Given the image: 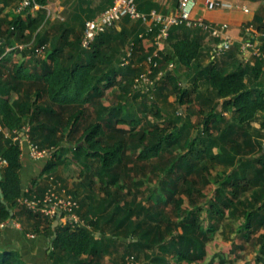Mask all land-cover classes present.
I'll return each mask as SVG.
<instances>
[{"label": "trees", "instance_id": "16d2710c", "mask_svg": "<svg viewBox=\"0 0 264 264\" xmlns=\"http://www.w3.org/2000/svg\"><path fill=\"white\" fill-rule=\"evenodd\" d=\"M36 1L42 7L38 15L33 16L30 12L25 18L24 15H18V18L8 24L6 31L3 30L6 21L1 18L0 8V120L9 130L22 132L24 128H30V141L39 149H48L52 154L46 172L57 166L62 155L68 153L67 155L91 177L96 178L90 180L88 186L92 188L96 184L95 181H98L106 196L112 198L108 199V203H100L97 210H91L92 214L89 216L96 220L85 217L94 231L100 233V239L94 231L82 226H58L53 229L51 220L36 216L26 209L22 210L28 211L35 220L36 232L39 233L41 226H44L43 229L49 236L57 235L52 241L53 249L49 254L52 264H101L103 258L115 249L111 247L118 240L127 245V254L132 257L138 251L154 250L155 255L151 260L153 264H171L167 257L169 255L180 261L200 259L206 254L209 235L216 231V224L211 221L217 220L218 223L227 213L234 219L243 216L239 234L245 241L250 240L254 229H264V204H258L264 200V195L256 192L253 196L254 202L248 198L243 201L242 197L249 191L264 188V145L262 140H254L248 131L257 116L264 114V86H261L264 79L263 61L254 59L246 62L238 49L234 48L222 54V64H217L219 60L212 58V50L207 51L203 45L206 35L202 30L189 29L186 26L173 28L168 40L172 51L165 50L161 53V58L156 60L159 68L152 67L157 74L150 77L156 79L159 71L164 72V76L156 81L154 89L148 91L160 92L163 86L171 85L177 107L168 119L158 107L154 108V116L163 120L165 127L152 122L145 124L132 100L117 106H105L101 102L107 91L119 85H122V91L127 97L134 93L133 91H138L134 94V99L141 96L139 92H144L136 88L133 77L135 70L131 69L130 65H123L126 51L133 42L136 47L131 62L135 59L139 62L147 60L154 52V48L149 53L143 51L140 37L145 32L143 25L140 33L134 37L126 28L120 31L111 28L102 34L89 50L83 49L79 40H71L72 31L64 29L61 30L60 38L52 42L45 60L36 58L35 48L30 50L34 56L32 68L35 73L30 72L27 62L14 64L13 68L7 69L9 60L3 58L7 33L11 38L17 35L18 31L24 35V29H29L30 33L25 36L26 43H30L35 35L38 45L36 48L48 44V37L39 32L40 26L46 20L43 7L47 5V0ZM136 2L138 9L143 13H150L155 7L153 4H146V0ZM199 2L204 3L205 0H198V5ZM124 20L127 23L130 21L129 18ZM255 20L260 21L258 18ZM255 27L264 31L262 26ZM217 43L218 40L215 45ZM125 47V52L121 53V48ZM67 49L70 50L68 56L65 53ZM206 57L211 60L207 65L204 64ZM171 63L186 71L184 78L170 69ZM119 76L121 81L118 80ZM187 106L197 108V114L202 115L205 125L202 133L194 139H191V132L195 125L183 108ZM86 117L95 118L96 121L88 124L79 134L81 123ZM106 129L115 134L113 143L106 141ZM260 129L264 130V122ZM65 130H68L67 134L63 133ZM256 132L260 133L259 129ZM241 134L246 138L243 144L248 149L246 155L260 151V156L238 162L239 157L244 154L236 139ZM77 135V141L80 143L75 146L71 139ZM126 137H129L135 149L139 150L138 159L141 162L154 160L166 150L173 151L181 141L186 140L191 148L190 154L199 151L194 163L188 160L187 155H180L167 170L169 175L184 170V174L178 178L191 204L194 203L192 198L196 192L202 195L203 191L197 190L188 177L198 165L196 163L210 157L217 166L234 167L233 172L223 174L218 179L217 195L211 201L208 211L211 214L207 219L211 222L209 225L193 216V210L182 216V209L186 204L184 198H171L169 201L166 199L167 203L173 202L178 211L176 226L181 228L182 232L175 231L171 226L163 230L157 222L156 213L150 210L152 205L147 206V202L138 204L136 208L134 204L129 203L122 206L119 199L113 198L110 189L118 183L117 170L130 148ZM215 147L220 148V153L212 155ZM22 154L20 142H15L14 138L5 139L0 134V163L7 162L6 166L1 167L3 181L0 186L4 199L0 195V223L12 220L10 209L15 213L20 207L19 199L24 195ZM96 164L98 166L93 170ZM205 170L209 172L210 169L206 166ZM208 184L210 181L205 179L204 187ZM35 189L38 194L43 192L40 187ZM157 192V186L150 190L147 199L149 203L156 205ZM73 194L77 196V193ZM159 198L162 200L163 196ZM112 204L115 205L114 209L108 212ZM83 205L81 204V207ZM238 206L244 208L241 216L236 213ZM201 211L203 212L199 208L197 213H202ZM15 217L16 214L13 219ZM110 220L113 222V237L106 238L109 236L105 227ZM9 248L0 250V264H31ZM261 255L264 256V235Z\"/></svg>", "mask_w": 264, "mask_h": 264}, {"label": "rangeland", "instance_id": "374dc122", "mask_svg": "<svg viewBox=\"0 0 264 264\" xmlns=\"http://www.w3.org/2000/svg\"><path fill=\"white\" fill-rule=\"evenodd\" d=\"M241 1L242 0H233L232 2H237V4L239 5H244L241 3ZM260 1L262 4H264V0H256V3ZM43 29L44 23L39 28V32L41 33V35ZM203 34L206 35L207 38H209L211 42V45L209 46L211 48L214 47L216 39H214L207 33L203 32ZM51 44L49 45L48 41L47 51L43 56L40 57L41 59L45 60L44 58H47L48 49L51 48ZM36 46H38L37 42L32 43L31 46H29V50H31L32 48H36ZM126 47L124 49L121 48L120 52L124 53ZM69 51V49L65 51L67 56ZM36 58L39 57L36 56ZM216 60H219L217 64H222L221 56H218ZM210 61L211 60L206 57L204 64L207 65L210 63ZM130 63L128 65H130V68L135 70L136 72L135 76H133L135 77V84H137V81L140 80L143 74H149L151 77L156 76L157 74L155 70L149 69L150 64L147 60H142V62H139L135 59L132 62L130 61ZM7 67V69L10 68V66ZM180 71L182 72V76L186 72L185 70ZM181 75L179 77H181ZM118 80L121 81V76H119ZM121 86L119 85L115 89L107 91L105 93V98H103L101 102L105 106H117L119 103H124L126 101L132 100L134 104H136V108L139 110V117L143 119L145 124L147 122H152L163 127L166 126V123L163 122V120L157 119L153 113H155L154 108L158 107L164 117H166L167 119L173 115L177 106L176 96L172 93L173 88L171 85L167 84L163 86L164 88H162V91L160 92L157 90L154 92H149L147 90H144V92H139L141 93V96H139L137 99H134V94L138 93V91H133L134 93L127 97L122 91ZM205 88L206 87H203V89ZM183 108L186 114H188L190 121L195 125L194 130H192L191 132V139H194L202 133V128L205 127V125L203 124V117L202 115L197 114V108L194 106H187ZM95 121V118H84L81 123V131L79 134L82 133V131L85 129L86 126H88V124ZM262 122H264V114L260 113L257 116L255 122L251 123V125L248 127V131L252 135L254 140H262L261 142L264 145V130L260 129L262 126ZM0 125L2 127L0 134L5 139L14 138V136H17L16 132L19 131L9 130L4 125V123H2V121L0 122ZM258 129L260 133L256 132ZM63 133L67 134L68 130H65ZM105 133L106 141H108L109 143H113L115 141V134H112V132L107 129ZM78 138L79 135H77V137L73 136L71 139V143L75 146L78 145V143H80V141H77ZM126 138L128 141V146L130 148L128 149L127 154L124 157L122 165L117 170L118 183L110 189V192L113 194V198L119 199L122 203V206L129 203L134 204V207H136L138 206V204H143L145 202H147V206L152 205V209L150 210H153V212L156 213V219L158 220L157 222L161 224L163 230H166L168 227L171 226L175 231L182 232L180 230L181 228H178V226H176V223L178 221V217L176 216V214L178 211L175 205L173 204V202L167 203V200L171 198L185 199L186 204L182 209V216H186L188 211L193 210L195 212L193 216L198 217L202 221L204 220L207 225H209L211 222L213 224H216V231L209 235L210 239L208 240L205 249L206 254L203 258H194L193 261L175 260L172 261V264H264V256L261 255L262 236L264 235V229H254L255 231L253 230V232L251 233L249 241H245L239 234V226L243 219V216H241L243 215V206H238V209L236 210V213L239 214L242 218L239 217V219H237L235 217L234 219L232 216L229 217L227 213L226 217L218 223H216L217 220H214L215 222H210V220H207L211 217V214H209L208 212L211 206V201L215 199L219 188L218 179H220L221 175L223 174L225 175L233 172L234 167H225L222 165L217 166L214 161L212 162V160H210V157H207V159H204V161L200 160L198 163H196L198 165H196L193 172H191L188 177L194 183L197 190L202 189L203 191L202 195H199L198 192H196V194L192 198L194 203L191 204V200L185 194V188L181 180H179L178 178L184 174V170H179L173 175L170 174L171 178H169L170 175L167 170L174 164L176 157H179L180 155H187L188 160L194 163L195 157L197 155L196 153H199V151L196 150L195 152H193L195 154H190L191 148L188 147V142L186 140L184 142L181 141L178 144L177 148H174L173 151L166 150L154 160L141 162L138 159L139 150L135 149L134 144L133 142H131L129 137ZM236 139L241 145V152L244 153L239 157L238 162H243L249 158L255 159L256 157L260 156V151H257L251 155H246L248 149L245 147V145H243L246 139L243 134L237 136ZM201 149L202 144L199 145V150ZM46 151H48V149H46ZM219 153V147H215L212 151V155H217ZM67 154L68 153H64L62 155V158L58 161L57 166H55L50 172H48L46 177L42 179L43 187L40 188H42L43 192L41 191V194H39L40 196H43L47 192V190L53 185L52 183L54 181H58L62 184V189L64 188L66 190H69L71 193H77V197L81 200V204H85L81 207V213L83 218H91L89 216L92 214L91 210H97L100 203L105 201L106 203H108V201L112 198L106 196L102 185L98 183V181H95L96 184L93 185L92 188L88 186L90 180L96 178L91 177L90 174L84 168H82L76 161L72 159V157H69V155ZM51 159L52 158H48L47 162H49ZM97 166L98 165L96 164L93 167V170H95ZM206 166H208V168L210 169L209 172L205 170ZM205 179H208L210 181V184H208L206 187H204ZM156 186L158 187V192L156 194V201L158 199V202L156 203V205H153V202L149 203L147 199L150 196V190H152V188ZM263 191L264 188L249 191L246 195L243 194V201L248 198L252 199L251 201L254 202L255 199L253 196L255 195V193L258 192V194L263 196ZM162 196V200L164 201L159 198ZM258 204H264V200L261 202L259 201ZM114 206V204L110 205L108 208V212L113 211ZM199 208L203 210V212L201 211L202 213H197ZM96 210L94 212H96ZM106 213L104 214V217ZM112 228L113 222H111L110 220V222L107 223L105 227L107 236H109L106 238L113 237ZM94 230L95 229L92 228V231ZM94 232L95 234H97L96 231ZM111 248H115L113 251H111L112 253L110 254L113 257V262L115 263L153 264L151 260L155 255L154 250L148 249L144 251H138L134 253L132 257L127 254L128 247L121 240H118L116 244L114 243ZM167 257L169 258V260L173 259L170 255Z\"/></svg>", "mask_w": 264, "mask_h": 264}, {"label": "crops", "instance_id": "0c3cea01", "mask_svg": "<svg viewBox=\"0 0 264 264\" xmlns=\"http://www.w3.org/2000/svg\"><path fill=\"white\" fill-rule=\"evenodd\" d=\"M113 0H47V5L43 7L46 20L44 22V29L42 32L43 36L48 37L49 45L58 40L61 36V30L72 31L70 39L81 42V38L84 32V24L86 20L97 17L100 13L105 11ZM232 3L236 6L234 10H217L207 11L204 3H200L196 9L195 16L201 17L208 22L215 24L227 23L229 24V30L227 36L231 39L239 51L240 45L243 43L245 38L244 27L246 25L262 26L264 28V4L260 2L256 3V0H242L239 5L237 2L231 0H222ZM235 1V0H234ZM180 0H146V4L155 5L153 10H157L163 14H171L177 11ZM17 6V0H0V8L2 9L1 18L6 22L3 25V30H8V24L13 22L19 16L15 13ZM243 8H248L250 13H245ZM41 9V8H40ZM39 9V10H40ZM39 10L30 12L33 16H37ZM28 14L24 15L25 18ZM256 18L260 21L256 22ZM262 21V22H261ZM139 22L130 20L128 23L123 20L115 26L117 30L126 28L132 37L140 33L141 26ZM264 32V31H263ZM24 35L18 31L17 35L9 37L7 33L6 39L4 40V46L6 47L3 58L8 59L7 64L10 68L14 67V64H21L27 62L29 70L35 73L32 68L34 64V56L29 50V46L35 42L36 36L34 35L31 42L26 43V38L30 31L24 29ZM203 33V32H202ZM20 37V38H19ZM203 45L207 51L212 50V58L215 59L218 55L215 54V46L210 47L211 42L209 38L203 40ZM142 48L145 53H149L154 48V39L152 37L145 38L142 40ZM233 48V49H234ZM165 50L172 51L169 45L165 47ZM174 64V63H171ZM170 66V65H169ZM151 69V67L149 68ZM181 69L174 64V73L178 76L181 75ZM180 71V73H179ZM183 78V76L181 75ZM264 86V79L261 83ZM7 130V129H6ZM8 131V130H7ZM23 132V131H22ZM21 132V133H22ZM24 133V132H23ZM28 135V134H27ZM27 135H22L23 143L21 148L23 150L22 163L23 168L21 171L24 194L29 188L43 187V178L46 177L47 173L46 166L48 164L47 158L34 159L30 153L29 143L26 141ZM19 207L15 211L16 217L12 221L15 224L8 225V229H0V250L4 247H10L9 249L18 252L26 261L31 264H52L49 259V254L53 249L52 241L56 238V235L49 236L45 233L44 226H41L42 230L38 233L35 231V220L29 215L28 211H22ZM54 225L58 222V218L51 220ZM58 226H64L62 219H59ZM56 227V228H57ZM35 233V238H31L29 235ZM97 238L100 239V233L96 234ZM169 259V258H168ZM176 259H170L172 261ZM101 264H118L113 262V257L107 255L101 261Z\"/></svg>", "mask_w": 264, "mask_h": 264}, {"label": "built area", "instance_id": "2783aa9c", "mask_svg": "<svg viewBox=\"0 0 264 264\" xmlns=\"http://www.w3.org/2000/svg\"><path fill=\"white\" fill-rule=\"evenodd\" d=\"M204 5L207 11L236 9L234 4L222 0H205ZM197 7L198 0H181L177 11L174 13L163 14L157 10L143 13L138 9L136 0H114L113 4L97 17L86 20L81 46L83 49L89 50L102 34L111 28H115L124 19L129 18L132 21L140 22L144 26L145 32L140 35L142 40L149 37L154 39V52L147 59L151 69L152 67L159 68V63L156 60L161 58V53L165 51L172 29L179 26H186L189 29H200L218 40L214 50L218 56L232 50L235 45L227 36L229 24H215L201 17L195 18ZM40 8L42 7L36 0H17L15 13L17 15H25ZM243 9L245 13H250L248 8ZM244 35L243 43L239 47L241 57L246 62L260 59L264 63V32L257 29L254 25H246L244 27ZM47 47L48 45H42L35 48V56H43ZM135 47L134 42L128 47L126 56L123 58V65H128L134 58ZM169 67L173 70L174 64H170ZM163 76L164 72L162 71H159L156 79H152L149 74H143L140 80L137 81L136 88L147 91L154 89L156 81ZM29 129V127L24 128V133L16 132L17 136L14 137V141L22 144V135H27ZM0 130H2L1 125ZM26 141L29 143L32 158H51V152L39 149L37 145L30 141L29 135H27ZM6 165V161L0 163L1 167ZM52 184L43 196H40L35 188L29 187L19 199L20 207L36 216L49 220H55L61 216L64 226H71L72 228L82 226L92 230V227L82 216L80 199L69 190L62 189L60 182L54 181ZM90 219L96 220L94 217ZM10 223L15 224L12 220L0 223V229H5ZM29 236L35 238L36 235L32 233Z\"/></svg>", "mask_w": 264, "mask_h": 264}, {"label": "water", "instance_id": "95a60500", "mask_svg": "<svg viewBox=\"0 0 264 264\" xmlns=\"http://www.w3.org/2000/svg\"><path fill=\"white\" fill-rule=\"evenodd\" d=\"M2 181H3V175H2L1 166H0V184H1ZM0 195H1L2 199H4V193H3V190L1 189V186H0ZM3 202L5 203L4 200H3ZM10 213H11V217H12V220H13V217H14L15 213L11 209H10ZM59 219H61V216L58 217V222L54 225V229L57 227V224H59Z\"/></svg>", "mask_w": 264, "mask_h": 264}]
</instances>
